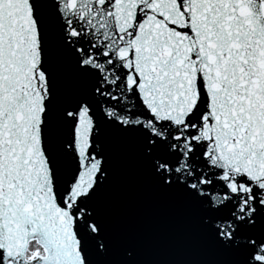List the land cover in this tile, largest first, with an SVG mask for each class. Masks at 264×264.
Listing matches in <instances>:
<instances>
[{"label": "snow or ice", "instance_id": "obj_1", "mask_svg": "<svg viewBox=\"0 0 264 264\" xmlns=\"http://www.w3.org/2000/svg\"><path fill=\"white\" fill-rule=\"evenodd\" d=\"M0 264H264V0H0Z\"/></svg>", "mask_w": 264, "mask_h": 264}, {"label": "water", "instance_id": "obj_2", "mask_svg": "<svg viewBox=\"0 0 264 264\" xmlns=\"http://www.w3.org/2000/svg\"><path fill=\"white\" fill-rule=\"evenodd\" d=\"M147 251L149 254L158 253L161 255H175L180 249L178 246H161L157 248L150 247Z\"/></svg>", "mask_w": 264, "mask_h": 264}]
</instances>
